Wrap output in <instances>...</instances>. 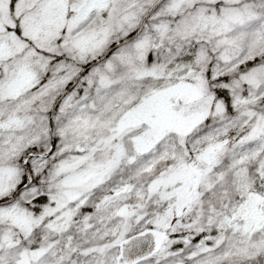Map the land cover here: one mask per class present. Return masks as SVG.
Here are the masks:
<instances>
[{"label": "snow or ice", "instance_id": "obj_1", "mask_svg": "<svg viewBox=\"0 0 264 264\" xmlns=\"http://www.w3.org/2000/svg\"><path fill=\"white\" fill-rule=\"evenodd\" d=\"M0 264H264V0H0Z\"/></svg>", "mask_w": 264, "mask_h": 264}]
</instances>
